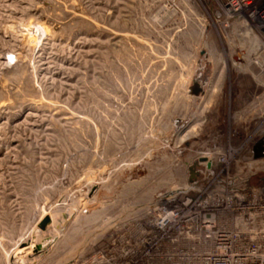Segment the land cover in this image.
<instances>
[{
  "label": "rangeland",
  "instance_id": "1",
  "mask_svg": "<svg viewBox=\"0 0 264 264\" xmlns=\"http://www.w3.org/2000/svg\"><path fill=\"white\" fill-rule=\"evenodd\" d=\"M220 15L218 0H0V264H118L155 207L198 198L193 181L263 184L264 52Z\"/></svg>",
  "mask_w": 264,
  "mask_h": 264
},
{
  "label": "built area",
  "instance_id": "2",
  "mask_svg": "<svg viewBox=\"0 0 264 264\" xmlns=\"http://www.w3.org/2000/svg\"><path fill=\"white\" fill-rule=\"evenodd\" d=\"M218 3L224 28L251 42L248 50L264 52V0ZM210 176L206 185L192 182L197 199L155 207L143 249L138 242L118 264H264V181L251 186L255 173Z\"/></svg>",
  "mask_w": 264,
  "mask_h": 264
},
{
  "label": "water",
  "instance_id": "3",
  "mask_svg": "<svg viewBox=\"0 0 264 264\" xmlns=\"http://www.w3.org/2000/svg\"><path fill=\"white\" fill-rule=\"evenodd\" d=\"M261 145H258L257 148H255V153H256V157L259 158V157H262L264 155H261ZM49 223V219L46 220V222L43 224V229L47 226V224Z\"/></svg>",
  "mask_w": 264,
  "mask_h": 264
},
{
  "label": "bare ground",
  "instance_id": "4",
  "mask_svg": "<svg viewBox=\"0 0 264 264\" xmlns=\"http://www.w3.org/2000/svg\"><path fill=\"white\" fill-rule=\"evenodd\" d=\"M242 58V57H241ZM241 61V60H240Z\"/></svg>",
  "mask_w": 264,
  "mask_h": 264
}]
</instances>
